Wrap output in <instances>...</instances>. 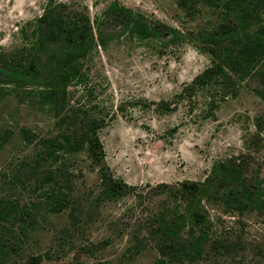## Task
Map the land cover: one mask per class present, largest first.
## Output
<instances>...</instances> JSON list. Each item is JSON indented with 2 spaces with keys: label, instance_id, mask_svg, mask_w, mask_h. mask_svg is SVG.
Here are the masks:
<instances>
[{
  "label": "rangeland",
  "instance_id": "rangeland-1",
  "mask_svg": "<svg viewBox=\"0 0 264 264\" xmlns=\"http://www.w3.org/2000/svg\"><path fill=\"white\" fill-rule=\"evenodd\" d=\"M60 1L91 19L118 1L174 27L189 40L168 47L127 38L112 42L85 64L87 85L70 90L76 102L90 108L96 105L105 118L99 136L106 162L112 174L136 187L138 194L121 201L98 199L100 175L81 154L70 170L71 188L66 189L73 196L76 214L70 209L50 213L41 205L37 209L33 203L39 199L27 187L30 169L22 164L37 151L40 139L60 129L26 100L9 95L0 102V127L13 131L0 152V199L15 196L31 209L27 220L13 227V241L21 245L15 264H27L32 256H40V264H154L157 254L151 242L142 254L129 257L137 237L148 240L149 209L158 203V198L149 199L152 190L204 182L215 163L228 159H245L249 175L257 172L264 178V100L255 92L264 82L258 78L243 82L237 96L222 101L213 116L207 114L210 94L185 93L210 66L211 57L197 37L216 29L218 4L226 0H193L186 8L179 5L180 0ZM46 2L0 0L1 55L14 54L25 45L23 34L43 14ZM84 93H90V98L83 99ZM161 102L174 111H157ZM23 128L34 133L32 145L21 138ZM210 214L218 231L230 233L232 240L241 238L243 246L230 256L200 264H264V209L230 216L220 206L210 209Z\"/></svg>",
  "mask_w": 264,
  "mask_h": 264
},
{
  "label": "trees",
  "instance_id": "trees-1",
  "mask_svg": "<svg viewBox=\"0 0 264 264\" xmlns=\"http://www.w3.org/2000/svg\"><path fill=\"white\" fill-rule=\"evenodd\" d=\"M192 2L180 0L179 5L186 8ZM218 8L216 29L197 37L211 57L210 66L185 89L189 95L198 91L210 94L209 116L222 101L235 98L243 82L251 78L264 82V0H226ZM123 38L156 42L162 47L189 40L174 27L118 1L91 19L88 13L70 10L60 0H47L43 14L32 23L29 33L23 34L25 45L9 56L0 54V102L9 95L26 100L48 114L60 129L40 139L37 151L22 164L30 169L26 175L29 184L23 185L39 199L33 203L37 209L41 205L50 213L70 209L76 214L73 196L66 189L71 188L70 170L81 154L100 175L98 199L115 202L137 194L136 187L114 176L106 162L99 136L106 123L102 113L96 105L90 108L76 102L70 91L90 81L85 64L95 52ZM255 92L264 100V87ZM90 96L84 93L82 98ZM156 110L174 111L167 102L159 103ZM256 124L260 128L261 120ZM12 134L9 128L0 127V152ZM20 136L33 144L30 129L23 128ZM249 173L245 159H228L215 163L204 182L186 181L152 190L149 199L153 202L158 198V203L149 209L148 240L137 237L129 257L142 254L150 242L157 254L154 264H200L237 252L243 246L242 239L232 240L230 233L218 231L210 209L221 206L230 216L264 209V178L257 172ZM14 177L22 183L18 175ZM30 210L15 196L0 199V264H15L21 245L13 241V227L15 222L26 221ZM41 261L40 256H32L27 264Z\"/></svg>",
  "mask_w": 264,
  "mask_h": 264
}]
</instances>
